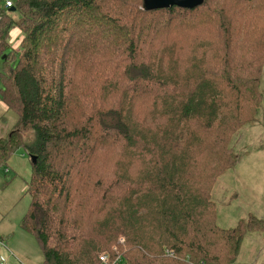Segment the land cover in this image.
<instances>
[{
  "label": "trees",
  "instance_id": "16d2710c",
  "mask_svg": "<svg viewBox=\"0 0 264 264\" xmlns=\"http://www.w3.org/2000/svg\"><path fill=\"white\" fill-rule=\"evenodd\" d=\"M13 6L21 18L0 19V100L16 123L0 168L19 147L35 157L21 225L41 264H101L103 252L107 264H234L264 221L220 226L213 188L264 100V0ZM13 27L20 50L3 54Z\"/></svg>",
  "mask_w": 264,
  "mask_h": 264
},
{
  "label": "rangeland",
  "instance_id": "374dc122",
  "mask_svg": "<svg viewBox=\"0 0 264 264\" xmlns=\"http://www.w3.org/2000/svg\"><path fill=\"white\" fill-rule=\"evenodd\" d=\"M12 17L19 20L21 15L14 10ZM15 28L9 31V47L3 54L20 50L23 34ZM2 63L0 54V72ZM260 88L264 94V61ZM4 107L0 105V136L12 131L16 123V114ZM23 135L26 139L32 138L33 132ZM230 146L238 161L219 176L214 185L217 223L231 227L249 213L264 221V100L258 120L242 127ZM30 171V159L22 147L16 149L7 164L0 168V237L3 240L0 258L5 264H41L43 259L35 234L21 225L29 203L26 188ZM234 264H264V230L245 234Z\"/></svg>",
  "mask_w": 264,
  "mask_h": 264
},
{
  "label": "water",
  "instance_id": "95a60500",
  "mask_svg": "<svg viewBox=\"0 0 264 264\" xmlns=\"http://www.w3.org/2000/svg\"><path fill=\"white\" fill-rule=\"evenodd\" d=\"M146 3L149 8L170 7L173 5H178L185 8H193L202 4L203 0H146ZM30 159L32 163H35L34 156H30Z\"/></svg>",
  "mask_w": 264,
  "mask_h": 264
},
{
  "label": "built area",
  "instance_id": "2783aa9c",
  "mask_svg": "<svg viewBox=\"0 0 264 264\" xmlns=\"http://www.w3.org/2000/svg\"><path fill=\"white\" fill-rule=\"evenodd\" d=\"M12 9L15 10L13 6V0H0V19L2 12L4 13L6 12L7 14L13 13L14 10ZM0 243H2L1 239H0ZM99 259L101 261V264H107V262L109 261L108 255L105 252L100 254ZM0 264H5L3 258H0Z\"/></svg>",
  "mask_w": 264,
  "mask_h": 264
},
{
  "label": "crops",
  "instance_id": "0c3cea01",
  "mask_svg": "<svg viewBox=\"0 0 264 264\" xmlns=\"http://www.w3.org/2000/svg\"><path fill=\"white\" fill-rule=\"evenodd\" d=\"M15 29L19 30V28H17V27H16ZM0 105L4 107V105H3V102H2V101H0ZM4 108H5V107H4ZM6 110H7V109H6ZM0 238H1V237H0ZM1 241H3V240H2V238H1Z\"/></svg>",
  "mask_w": 264,
  "mask_h": 264
}]
</instances>
